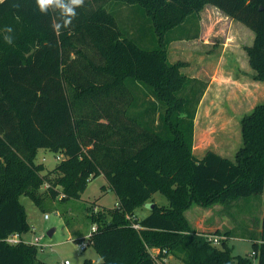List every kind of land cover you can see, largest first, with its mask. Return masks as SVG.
I'll list each match as a JSON object with an SVG mask.
<instances>
[{"label": "trees", "instance_id": "trees-1", "mask_svg": "<svg viewBox=\"0 0 264 264\" xmlns=\"http://www.w3.org/2000/svg\"><path fill=\"white\" fill-rule=\"evenodd\" d=\"M206 3L253 32L245 51L253 78L264 81V0H86L60 35L34 0L0 4V264H48L36 245L3 240L29 228L21 194L38 202L48 182L51 197L64 202L100 174L117 196L113 207L86 208L96 226L89 244L100 264H156L148 247L176 254L181 264H253L232 253L228 236L219 245L197 236L184 216L193 203L228 205L264 190V102L242 116L234 158L213 149L193 154L194 119L207 83L180 71L185 62H170L167 45L197 36V13ZM136 13L144 20H134ZM126 16L135 23L122 26ZM190 19L193 34H174ZM151 24L157 45L145 48L140 37ZM6 25L13 28L11 45ZM40 148L63 156L56 176L35 162ZM156 192L167 206L152 200ZM149 201V213L137 218L135 209ZM259 226L258 237H248L256 264H264V216Z\"/></svg>", "mask_w": 264, "mask_h": 264}, {"label": "rangeland", "instance_id": "rangeland-1", "mask_svg": "<svg viewBox=\"0 0 264 264\" xmlns=\"http://www.w3.org/2000/svg\"><path fill=\"white\" fill-rule=\"evenodd\" d=\"M105 7L111 10L109 3ZM208 7L214 8L210 4ZM139 9L144 12L142 8ZM133 17L134 20H144L143 14L140 13L133 14ZM119 22L122 26H127L130 22L135 23L127 16L121 17ZM199 26L200 42L185 40L182 44L175 41L170 48L168 47L167 57L170 62L177 58L185 62L180 71L207 83L204 90L206 93L199 101L194 119L193 154L200 156L207 149H213L221 155L234 158L236 150L242 144L241 118L257 103L264 102V81L253 78L254 72L247 61L243 45L249 42V31L247 34L244 27L238 25L241 27L238 28L236 24L235 30L232 27L228 29L225 22L221 24V21L217 22L216 19ZM140 38L139 44L145 48H154L157 45L152 24L143 30ZM224 47L226 49L223 54L221 50ZM147 98L149 101L153 99L149 90ZM57 156L62 157L52 150L40 148L35 162L42 163L44 167L42 173L56 176L54 169L60 161ZM38 193L40 196L38 202L26 194L19 196L29 225L28 230L21 235L22 238L32 240L34 236H40V243L43 246H37V253L39 256L45 254L44 259L48 264H64V260H68V264H82L85 259L88 260V264L100 263V256L92 245L89 244L86 249L79 250L78 243L90 230L86 208L92 203L98 208L113 207L117 201L115 192L107 186L106 178L100 174L89 179L78 198H69L64 202L59 196L52 198L44 185L39 188ZM152 200L159 205H168V200L159 192L153 194ZM149 211L150 206L145 204L137 207L134 215L142 218ZM45 213L48 214L47 218ZM64 216L69 218L70 226L66 224ZM184 216L197 236L214 234L224 239L228 236L227 244L234 255L249 256L253 264L257 263L252 257L253 238L248 236L259 235L260 220L264 216V190L262 193L231 201L228 205L215 203L203 207L193 203L184 211ZM211 218L215 219L214 225L220 226V233L215 232L218 229L207 230ZM197 222L199 227L195 226ZM51 228L54 231L49 236L47 232ZM148 249L156 253L159 248ZM162 254L166 260L159 259L156 264H181L176 254Z\"/></svg>", "mask_w": 264, "mask_h": 264}, {"label": "clouds", "instance_id": "clouds-1", "mask_svg": "<svg viewBox=\"0 0 264 264\" xmlns=\"http://www.w3.org/2000/svg\"><path fill=\"white\" fill-rule=\"evenodd\" d=\"M5 0H0L3 4ZM36 10L42 15H51V27L56 35H60L63 30L73 27V22L78 18V9L85 7L86 0H34ZM20 3H13V8H19ZM6 33L4 40L7 44H13L11 33L13 28L6 25L3 29Z\"/></svg>", "mask_w": 264, "mask_h": 264}, {"label": "crops", "instance_id": "crops-1", "mask_svg": "<svg viewBox=\"0 0 264 264\" xmlns=\"http://www.w3.org/2000/svg\"><path fill=\"white\" fill-rule=\"evenodd\" d=\"M209 4L210 5H212L211 3H206L200 10H199V12H198V14H197V25H198V34H197V36H195V37H186V36H180V37H178V38H171V41L169 42V44L167 45V54H168V47L170 48L171 46H172V44L175 42V41H180L182 44H183V41H190V42H200L199 41V37H200V34H199V31H200V24H203L204 22H206V21H212L213 19H216L217 20V22L218 21H221V24H223L224 22L227 24V26H228V29H229V27L231 28H233L234 30L236 29V27H238V28H241V27H239L238 25H240V26H242V27H244V29L245 30H247L246 31V33L247 34H249V42L247 43V44H244L243 46H244V50H245V47L246 46H248V45H250L251 43V40H253V36L254 35H252V31L251 30H249L244 24H242L241 22H239V21H237V20H235L234 18H232V17H230L229 15H227L226 13H224L223 11H221L220 9H218L216 6H214V5H212L214 8H212V7H208L209 6ZM216 8V9H215ZM216 10V11H215ZM217 10H219V11H217ZM221 12V13H220ZM212 13V14H211ZM223 13H224V15H223ZM211 14V15H210ZM191 21H193V20H191L190 19V21H186L185 23H184V25H183V29H177L176 31H175V33L174 34H176V35H178L179 33H180V31H183V30H185V31H187V33L188 34H193L194 33V24L191 22ZM233 21H235V22H233ZM235 24L237 25L236 27H235ZM233 25V26H232ZM189 30V31H188ZM248 31H249V33H248ZM252 32V33H251ZM203 43H206V41H203ZM250 43V44H249ZM226 43H224V45H225ZM227 46V45H226ZM225 49H226V47H224V48H222V50H221V52L224 54V51H225ZM245 53H246V51H245ZM246 57H247V61H248V56H247V53H246ZM178 60V58L176 59V60H174V61H177ZM173 61V62H174ZM248 64H249V61H248ZM250 66V65H249ZM250 68H251V66H250ZM252 69V68H251ZM253 70V69H252ZM253 72H254V70H253ZM254 74V73H253ZM205 93H206V91L204 92V94H203V96L205 95ZM202 96V97H203ZM202 97H201V99H202ZM193 150H194V146H193ZM204 154V153H203ZM203 154H201L200 156H196L197 158H200ZM147 205H151L152 203L151 202H147L146 203ZM151 209V208H150ZM213 220H215V219H213ZM213 220H212V218H211V224H210V227H208L207 228V230L208 231H214V230H216V229H218V230H220V226L219 225H214L213 223H215V222H213ZM213 225V226H212ZM195 226L196 227H199V223L197 222L196 224H195ZM206 230V229H205ZM227 229H224V231H226Z\"/></svg>", "mask_w": 264, "mask_h": 264}, {"label": "built area", "instance_id": "built-area-1", "mask_svg": "<svg viewBox=\"0 0 264 264\" xmlns=\"http://www.w3.org/2000/svg\"><path fill=\"white\" fill-rule=\"evenodd\" d=\"M62 157L57 156L58 159H62ZM47 186H48V183L45 182L44 187H47ZM47 217H48V214L45 213V218H47ZM127 218H131V216L127 215ZM131 225H132V227H134L136 229L139 227V223L136 220H133L131 222ZM95 229H96L95 224L91 225L89 232L87 234H85L84 237H82V239H80V242L78 243L79 250L86 249V247L90 243L91 232L94 231ZM205 238L213 244H219L220 241L223 239V238H221V236L214 235V234H208L205 236ZM3 240L9 244H16L19 242H24V243L34 244L36 246H39V245L43 246V244L40 243V240H41L40 236H34L32 240H26V239H23L19 233H12V234L6 236L5 238H3ZM151 253L155 256L156 263H157V260H159V259H162L163 261L166 260V258L164 256H161V257L157 256L158 253H166V251L164 249H162V250L158 249V251L156 253H153V252H151ZM63 263L68 264L69 261L64 260ZM93 264H100V263L94 262Z\"/></svg>", "mask_w": 264, "mask_h": 264}, {"label": "water", "instance_id": "water-1", "mask_svg": "<svg viewBox=\"0 0 264 264\" xmlns=\"http://www.w3.org/2000/svg\"><path fill=\"white\" fill-rule=\"evenodd\" d=\"M152 206H153V204L150 205V208H151ZM53 231H54V229L51 228L50 230H48L47 234L50 236V235H52ZM40 257H41L42 259H44V258L46 257V255H45V254H42Z\"/></svg>", "mask_w": 264, "mask_h": 264}]
</instances>
